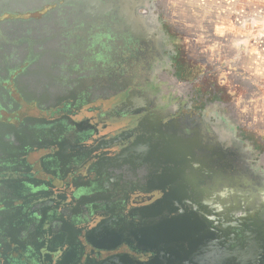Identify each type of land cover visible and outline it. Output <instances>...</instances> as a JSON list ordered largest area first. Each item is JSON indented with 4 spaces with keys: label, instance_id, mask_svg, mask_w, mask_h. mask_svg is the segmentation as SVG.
Here are the masks:
<instances>
[{
    "label": "flooded vegetation",
    "instance_id": "obj_1",
    "mask_svg": "<svg viewBox=\"0 0 264 264\" xmlns=\"http://www.w3.org/2000/svg\"><path fill=\"white\" fill-rule=\"evenodd\" d=\"M202 5L0 0V264H264V86Z\"/></svg>",
    "mask_w": 264,
    "mask_h": 264
},
{
    "label": "rangeland",
    "instance_id": "obj_2",
    "mask_svg": "<svg viewBox=\"0 0 264 264\" xmlns=\"http://www.w3.org/2000/svg\"><path fill=\"white\" fill-rule=\"evenodd\" d=\"M195 1L197 4L203 3L201 7L204 6L207 13L216 19L213 22L216 25L215 34L223 37L226 49L231 54L241 58L242 64L255 78L253 85L258 89L257 83L264 86V0ZM263 103L264 100L260 101L258 108Z\"/></svg>",
    "mask_w": 264,
    "mask_h": 264
},
{
    "label": "water",
    "instance_id": "obj_3",
    "mask_svg": "<svg viewBox=\"0 0 264 264\" xmlns=\"http://www.w3.org/2000/svg\"><path fill=\"white\" fill-rule=\"evenodd\" d=\"M127 100H128V98L125 99L123 102H121L119 104H115L117 102L114 101V102H112L111 105L112 106L113 105H123L124 103L127 102ZM128 118L129 117H127L125 120H123V122L124 121H128ZM24 122L25 123H32V122H34V123H38V124L41 123L40 120H36V119H26ZM125 123H126L127 126L128 125H133V123H130V121L125 122ZM110 124L111 125L108 128H113V126L117 125L118 123H110ZM0 128L2 129V131H4L3 133H5L4 135H1V142H3V139L8 138L7 143L10 144L11 147H12V149H9V150H10V152H12L13 158L16 157V159H17L19 157V154H21V153L26 157L29 153L30 154L31 153H36L39 150H41L40 148H37L34 151L33 150L34 148H31L30 143L25 142L21 138L22 137L21 134H23L25 132V129H24L25 127L23 125H19L17 127V126H14L13 124H5L4 123V124H1L0 125ZM114 129H116V128H114ZM117 129L119 130L120 128H117ZM117 129L114 130L113 133L117 132L118 131ZM32 133H35V131H32ZM26 150H28V151H26ZM25 161H26V159L23 157V162H25ZM51 187L53 189L56 188L54 185H51ZM47 188L48 187H45L44 186V190H46ZM33 189L34 190L37 189V186H34ZM31 196L33 198H37L39 196H42V193H33ZM39 199L36 200V201L40 202ZM44 199H46V198H44ZM51 201H53V200H51ZM15 202L16 203H19V204L17 206H15L14 205ZM26 204H28V203H26L25 199H23L21 197H19L18 199L14 200L13 202L12 201L9 202V206H11L12 208H14L13 211H16L18 216H20L22 214V210L23 209H26V207L28 208V206ZM149 210H153V209H149V208L147 209V207H146V210H144V211L145 212H148ZM33 215L35 216V218L40 219V215L38 213H36V211L33 212ZM51 232H52V230H51ZM51 232L49 231V235H48L50 237L47 240V244L48 245H52V246L60 247V248L64 247L65 245H69V243H68L69 242L68 241L69 239L66 238L65 235H63L62 233H60V231H59V233L56 232L53 235H52Z\"/></svg>",
    "mask_w": 264,
    "mask_h": 264
}]
</instances>
